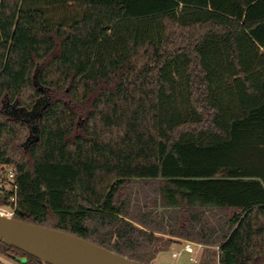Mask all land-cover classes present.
I'll return each mask as SVG.
<instances>
[{"label":"trees","instance_id":"trees-1","mask_svg":"<svg viewBox=\"0 0 264 264\" xmlns=\"http://www.w3.org/2000/svg\"><path fill=\"white\" fill-rule=\"evenodd\" d=\"M0 166L17 219L143 264L180 240L264 264V0H0Z\"/></svg>","mask_w":264,"mask_h":264},{"label":"water","instance_id":"water-1","mask_svg":"<svg viewBox=\"0 0 264 264\" xmlns=\"http://www.w3.org/2000/svg\"><path fill=\"white\" fill-rule=\"evenodd\" d=\"M34 109L28 114L38 117ZM39 139L33 125L27 142ZM0 241L39 258L43 264H143L81 236L0 214Z\"/></svg>","mask_w":264,"mask_h":264},{"label":"rangeland","instance_id":"rangeland-1","mask_svg":"<svg viewBox=\"0 0 264 264\" xmlns=\"http://www.w3.org/2000/svg\"><path fill=\"white\" fill-rule=\"evenodd\" d=\"M213 219L215 221H218L220 216L223 215V213L217 211V212H213ZM178 241V240H177ZM186 242H190V241H186ZM185 243V240H180V242H175L173 243L167 250L164 251H160L159 253H157L154 257L153 260L150 261L149 264H194L193 261H191L189 259V254L182 250L183 249V244ZM193 243L195 246V248H197L199 251L197 253V262H195V264H198L201 262V260L203 259V254H205V250L207 248V246H204L202 244L201 247L197 246V243L191 242ZM181 251L180 256L178 257H173V253L174 252H178ZM0 259L1 260H10L12 261V264H21L9 257L0 255Z\"/></svg>","mask_w":264,"mask_h":264},{"label":"built area","instance_id":"built-area-1","mask_svg":"<svg viewBox=\"0 0 264 264\" xmlns=\"http://www.w3.org/2000/svg\"><path fill=\"white\" fill-rule=\"evenodd\" d=\"M15 171L13 167L0 166V192H3L6 187L10 188L13 191V195L11 196V205L9 206H0V214L13 216L17 208V192L18 186L15 183ZM195 245L191 242H187L184 247V251H186L190 256L189 259L194 263L197 262V253L198 249L194 247ZM197 246L201 247L202 244H198ZM181 252L173 253L174 257L180 256Z\"/></svg>","mask_w":264,"mask_h":264},{"label":"flooded vegetation","instance_id":"flooded-vegetation-1","mask_svg":"<svg viewBox=\"0 0 264 264\" xmlns=\"http://www.w3.org/2000/svg\"><path fill=\"white\" fill-rule=\"evenodd\" d=\"M8 110V113L10 114V115H24V111L22 110V109H20V108H17V107H15L14 105H7V106H5ZM32 117H34L33 115H32Z\"/></svg>","mask_w":264,"mask_h":264},{"label":"crops","instance_id":"crops-1","mask_svg":"<svg viewBox=\"0 0 264 264\" xmlns=\"http://www.w3.org/2000/svg\"><path fill=\"white\" fill-rule=\"evenodd\" d=\"M187 242L185 241V243L183 244V249L182 250H184V247H185V244H186ZM178 252H181V251H178ZM175 253V252H174ZM174 257V256H173ZM0 264H12V261H10V260H1L0 259Z\"/></svg>","mask_w":264,"mask_h":264}]
</instances>
